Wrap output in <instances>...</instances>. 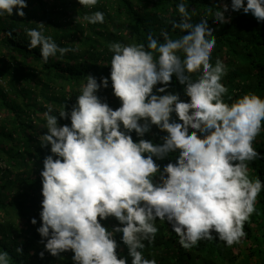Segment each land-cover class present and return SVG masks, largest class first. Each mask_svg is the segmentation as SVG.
Here are the masks:
<instances>
[{
	"label": "clouds",
	"instance_id": "clouds-1",
	"mask_svg": "<svg viewBox=\"0 0 264 264\" xmlns=\"http://www.w3.org/2000/svg\"><path fill=\"white\" fill-rule=\"evenodd\" d=\"M78 2L91 8L98 0ZM27 6V0H0V16L15 9L23 17ZM176 9L180 19L172 21L173 29L183 33L178 38L162 30L163 40L150 33L147 46L111 43L110 76L98 83L89 74L70 113L59 111L70 125H60L51 108L44 113L47 132L39 141L50 145L51 154L40 173L37 232L51 255L71 250L74 264H158L143 251L145 241L155 239L157 220H167L185 248L213 233L228 246L246 236L244 225L264 189V181L250 177L248 163L262 155L253 142L264 127V97L248 92L226 102V66L219 58L212 62L216 29L206 16L193 23L184 0ZM229 9L264 22V0H231L212 19L229 22ZM83 19L103 23L104 13ZM37 25L25 29L27 46L38 47L45 62L74 51ZM173 78L189 99L168 91ZM109 79L121 102L115 110L97 95ZM153 125L166 133L162 142L144 138ZM172 153L174 159L161 168L157 161ZM109 217L119 222L111 230L101 222ZM116 233H122L126 256L118 251ZM0 264H9L7 252H0Z\"/></svg>",
	"mask_w": 264,
	"mask_h": 264
},
{
	"label": "trees",
	"instance_id": "trees-1",
	"mask_svg": "<svg viewBox=\"0 0 264 264\" xmlns=\"http://www.w3.org/2000/svg\"><path fill=\"white\" fill-rule=\"evenodd\" d=\"M180 0H98L91 8L78 0H27L23 17L0 16V252H7L9 264H74L69 250L53 256L45 250L37 232L41 226V170L43 159L50 153V145L42 146L39 137L47 132L44 113L49 108L58 117L60 125H70V119L60 118L59 111L70 113L88 75L97 78L110 76L111 43H144L147 36H160L162 30L172 38L183 33L173 29L172 21H179L176 5ZM193 23L207 17L216 29V46L212 62L217 58L226 66L222 82L228 88L224 99L232 100L248 92L264 97V22H258L250 13L229 9V22L213 20L218 8L231 0H184ZM246 2V0H245ZM104 13V22L87 23L85 15L95 11ZM44 24V34L51 36L60 47L74 49L45 62L39 48L29 49L25 29ZM12 35L9 36L8 33ZM182 55V54H181ZM196 78L197 74H192ZM162 85H157L160 87ZM168 91L179 92L183 86L173 78ZM102 102L114 110L120 100L114 96L109 79L107 88L97 92ZM231 97V99H229ZM175 117V114H173ZM133 139L138 140L135 132ZM161 132L152 126L145 139L162 142ZM262 155L249 163V175L264 181V127L253 142ZM175 153L158 160L163 168ZM256 211L244 225L246 236L239 243L226 245L213 233L197 245L185 248L172 231L167 220L156 221L158 232L151 244L145 241L146 258H155L158 264H264V189L257 197ZM32 218L37 220L33 225ZM111 230L119 222L114 217L101 221ZM122 233L115 238L118 251L127 255L121 242ZM245 239L255 242L253 246ZM46 242V239H45ZM44 255L41 257L40 253Z\"/></svg>",
	"mask_w": 264,
	"mask_h": 264
},
{
	"label": "rangeland",
	"instance_id": "rangeland-1",
	"mask_svg": "<svg viewBox=\"0 0 264 264\" xmlns=\"http://www.w3.org/2000/svg\"><path fill=\"white\" fill-rule=\"evenodd\" d=\"M245 241H246L245 243H242V244H241V247H244L247 243H250L251 246H253V245L255 244V242L253 243V242H251V241L248 240V239H245Z\"/></svg>",
	"mask_w": 264,
	"mask_h": 264
}]
</instances>
